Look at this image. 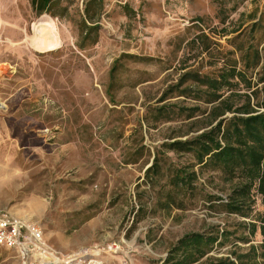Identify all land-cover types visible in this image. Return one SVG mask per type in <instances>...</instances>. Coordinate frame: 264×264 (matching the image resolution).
<instances>
[{
  "label": "rangeland",
  "instance_id": "1",
  "mask_svg": "<svg viewBox=\"0 0 264 264\" xmlns=\"http://www.w3.org/2000/svg\"><path fill=\"white\" fill-rule=\"evenodd\" d=\"M87 1L60 0L38 15L28 0H0V170L27 173L0 188V211L39 224L62 255L100 248V264H170L172 246L193 232H230L201 260L257 245L252 216L228 215L197 193L166 207L164 179L151 185L146 169L155 155L163 166L191 160L161 146L181 119H151L177 99L158 101L186 42L201 30L220 49L237 35L244 48L264 47V0H101L96 33L82 29L85 7L98 9ZM194 184L221 197L230 190L212 171ZM111 242L118 252L103 251ZM0 264L20 259L0 246Z\"/></svg>",
  "mask_w": 264,
  "mask_h": 264
},
{
  "label": "trees",
  "instance_id": "2",
  "mask_svg": "<svg viewBox=\"0 0 264 264\" xmlns=\"http://www.w3.org/2000/svg\"><path fill=\"white\" fill-rule=\"evenodd\" d=\"M28 1L38 15L60 5V0ZM91 2L97 3L98 9L89 14L85 7L82 29L96 33L101 0H88L87 4ZM234 39L232 49H220L219 41L200 30L186 42L187 53L180 59L178 75L158 101L172 96L177 99L156 106L151 119H181L167 136L169 141L161 146L166 151L187 154L191 160L179 166L163 159V166L155 155L146 174L151 185L164 179L161 192L166 207L183 208L184 197L197 193L206 201H217L211 202V207L220 205L228 215L252 216L247 231L254 234L258 230L261 240L257 245L249 244L246 252L234 248L229 255L201 260L219 236L226 238L230 232L189 233L170 249L165 260H172L170 264H259L257 257L264 258V47L251 42L244 48L243 41ZM202 53L207 57L198 60ZM203 170L219 173L230 184L226 197L209 194L194 184ZM257 196L262 205L259 211L255 210Z\"/></svg>",
  "mask_w": 264,
  "mask_h": 264
},
{
  "label": "built area",
  "instance_id": "3",
  "mask_svg": "<svg viewBox=\"0 0 264 264\" xmlns=\"http://www.w3.org/2000/svg\"><path fill=\"white\" fill-rule=\"evenodd\" d=\"M0 246L11 249L20 264H100V248L84 247L62 255L44 239L43 230L34 221L24 220L9 212L0 211ZM117 242L107 244L103 251L116 253Z\"/></svg>",
  "mask_w": 264,
  "mask_h": 264
},
{
  "label": "clouds",
  "instance_id": "4",
  "mask_svg": "<svg viewBox=\"0 0 264 264\" xmlns=\"http://www.w3.org/2000/svg\"><path fill=\"white\" fill-rule=\"evenodd\" d=\"M27 173L20 169V168H14L11 171L4 172L0 170V188H2L6 181L13 180L15 178L26 176Z\"/></svg>",
  "mask_w": 264,
  "mask_h": 264
},
{
  "label": "bare ground",
  "instance_id": "5",
  "mask_svg": "<svg viewBox=\"0 0 264 264\" xmlns=\"http://www.w3.org/2000/svg\"><path fill=\"white\" fill-rule=\"evenodd\" d=\"M26 220H28V219H26Z\"/></svg>",
  "mask_w": 264,
  "mask_h": 264
}]
</instances>
